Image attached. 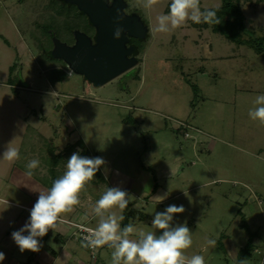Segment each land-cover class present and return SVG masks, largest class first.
<instances>
[{"label": "rangeland", "instance_id": "1", "mask_svg": "<svg viewBox=\"0 0 264 264\" xmlns=\"http://www.w3.org/2000/svg\"><path fill=\"white\" fill-rule=\"evenodd\" d=\"M123 1L124 11L138 15L146 33L132 38L137 62L97 85L59 58L45 56L52 37H71L59 13L67 9L61 0H0V200H8V210L16 207L14 201L19 212H29L37 191L45 190L35 177L48 178L45 160L63 155L66 144L80 138L89 157L105 160L101 172L107 179L95 177L86 186L73 218L61 214L68 245L84 252V264L91 257L96 264H111L112 249H82L74 225L96 226L95 219L85 223L79 216H90L92 196L102 194L106 183L129 194V221L137 229L131 238L153 230L156 211L182 204L185 212L174 219L192 231L187 256L203 255L206 264H264V126L248 116L253 99L264 94V57L191 21L170 33L154 32L155 17L167 14L170 0L150 9L138 0ZM219 3L200 0L201 8ZM71 5L68 20L77 14ZM241 11L247 30L261 35L264 0H248ZM50 67L59 80L47 78ZM24 137L19 164L40 161L31 178L2 158L6 147H18ZM65 164L58 167L63 172ZM143 175L150 177L147 190L139 189ZM128 177L135 182L129 185ZM152 192L168 195L156 204ZM112 211L119 214L118 208ZM5 225L0 212V232ZM208 238L217 239L214 248ZM41 243L48 251L58 246L49 232ZM8 245L5 237L0 240V249ZM6 250L19 262L31 254L21 253L15 243ZM67 264H75L73 258Z\"/></svg>", "mask_w": 264, "mask_h": 264}, {"label": "clouds", "instance_id": "2", "mask_svg": "<svg viewBox=\"0 0 264 264\" xmlns=\"http://www.w3.org/2000/svg\"><path fill=\"white\" fill-rule=\"evenodd\" d=\"M111 3V0H108ZM140 6L152 8L159 0H138ZM222 3L201 8L200 0H170L167 14L161 13L155 17L156 33H170L182 28L189 21L195 24L217 25L221 23L217 13ZM122 18L118 16V19ZM122 28L117 27L114 38L119 39ZM249 118L264 126V94L257 95L248 110ZM61 142L59 143V145ZM2 158L10 163L20 159L19 147H6ZM105 160L100 157H89L73 152L66 160L62 175L52 180L46 190H39L35 203L29 210V216L24 225L11 233V238L21 253L25 250L39 252L42 247L41 238L49 230H55L62 223L61 214L72 213L80 204V195L86 186L92 182L96 173L105 166ZM40 166L38 159H32L25 165V176L31 178L34 170ZM168 195V194H167ZM164 195L154 196L156 204L162 203ZM127 190L119 186L107 187L99 199L91 206L90 217L96 220L94 228L87 229L82 238L81 246L86 249L99 250L107 247L111 251V264H206L200 254L190 257L185 251L192 246V231L186 222H177L176 214L185 212L184 206L169 204L163 211H156L151 219L152 231H139L137 238L131 236L137 233L132 223L122 226L125 217L123 211L129 204ZM6 207L10 205L7 199L0 200ZM118 208L119 214L113 209ZM26 233V234H25ZM207 244L215 247L217 239L208 238ZM5 254L0 252V261Z\"/></svg>", "mask_w": 264, "mask_h": 264}, {"label": "water", "instance_id": "3", "mask_svg": "<svg viewBox=\"0 0 264 264\" xmlns=\"http://www.w3.org/2000/svg\"><path fill=\"white\" fill-rule=\"evenodd\" d=\"M75 5L95 28L92 39L84 32L74 31V42L66 45L53 37L51 53L61 58L75 72L100 85L133 66L137 59L131 55L133 46H126L128 36L142 38L146 26L136 14L122 12L123 0H61ZM122 17V18H119ZM117 27L123 29L119 39L114 38Z\"/></svg>", "mask_w": 264, "mask_h": 264}, {"label": "trees", "instance_id": "4", "mask_svg": "<svg viewBox=\"0 0 264 264\" xmlns=\"http://www.w3.org/2000/svg\"><path fill=\"white\" fill-rule=\"evenodd\" d=\"M246 1L248 0H221L222 7L217 13L218 17L221 20V23L217 25H208L204 23L196 24V25L200 27H207L212 32L218 33L222 35L225 39L231 42H234L236 44H246L250 46L255 52L261 54L264 57V32L261 35H254L253 33H251V31H248L244 25V20H243L244 17L241 11V4H243ZM62 4H65L67 7V9L64 8L63 10L61 9L59 11L61 15L62 14L65 15L66 17L65 20L68 21L67 22L68 24H65L66 26L64 25L66 27V30L71 32V30H73L72 28L77 27L78 29L82 31L84 30L89 31V29H86V26L87 28L90 26L87 22V18L85 14L81 11H77L78 9H76L77 14L74 17H72L71 20H68L67 18L70 15V10H69L70 8L68 9V7H71L72 5L69 3L66 4L64 2H62ZM48 19L52 20L50 16H47L46 20L48 21ZM90 31L92 32V29ZM243 34H246V36L244 37ZM69 40L72 41V35ZM59 60L63 61L61 58H59ZM51 69H56V68L50 67V70H47V72H49V73H46L47 78L51 82L59 80L61 77L56 78V77H53V75H51L50 73ZM12 70H13V66H9L8 68L9 74ZM31 131H33L32 128H31ZM26 140H27L26 137H24V139L22 138L18 146L20 149V156H21L22 148L24 147V144L27 142ZM75 146H80L81 148L79 150L80 155L89 156V153L87 149L85 148L83 141L80 138H78L76 141L72 142L71 144H66L63 155L50 154L51 157L45 160V163L47 166L46 172L48 174V178H47L48 180L45 177L39 178L38 176H35L36 179L41 181V183L46 189L51 186L52 180L58 178L60 175L63 174V170H60L58 167L63 165L68 159V157L71 155V153L75 151ZM19 163H20V160H17L14 163V165L26 171V168ZM96 178H97L96 179L97 181L106 182V180L102 177L100 171L96 173ZM130 205L131 203H129L127 208L123 211V215L125 219L122 222V226L127 225L128 223H132L129 221V219L131 218V213L127 210L130 207ZM22 264H28V260H26Z\"/></svg>", "mask_w": 264, "mask_h": 264}, {"label": "crops", "instance_id": "5", "mask_svg": "<svg viewBox=\"0 0 264 264\" xmlns=\"http://www.w3.org/2000/svg\"><path fill=\"white\" fill-rule=\"evenodd\" d=\"M99 171H100L102 177L105 180H107L106 179V174H104L105 172H101L102 171L101 169ZM113 175L116 178L119 177V176H122V174L117 173V172H114ZM139 176H137V178ZM149 178L150 177L148 175H143L142 176V179L140 180V183H139V185L142 184L141 187L139 188L140 190L141 189H144V190L148 189ZM127 179H131L130 182H128V184L130 185L131 183L133 184L135 182L136 178L132 179V178L128 177ZM116 181H117V179H116ZM41 186H43V185H41ZM107 187L108 186H107V183H106V187H104V191L106 190ZM132 188H133V185H131V189ZM45 190H46V188H45ZM132 190L134 191L133 192L134 195L136 194V192H138L137 189H132ZM83 193H85V192H82V194ZM30 194L32 196L35 195L31 191H30ZM151 194H152V197L156 196L155 192H152ZM100 195H101V193L100 194H94L92 196L94 198V202L97 199H99ZM11 203L16 205V207L15 208L13 207V208H11L9 210L6 209L5 210L6 212L5 211L1 212L2 216H4L6 225H5V229L2 232H0V235L3 234L0 237V240L5 237V243H6V245H8V244L9 245L8 246H4L5 250L1 248L0 252H3L5 254V259L2 261L3 264H9V263H11V264H22L23 261L19 262L18 260L14 259V257L12 256L13 253H11L9 250H6V249H8L10 247V245L15 243L13 241V239L11 238V233L13 231H15V230H18L19 228H21L24 225V223L28 219L29 212H24V214H22V212H19L20 206H19V208L17 207L18 203L14 202V201L11 202ZM25 204H27V203H25ZM28 209L30 210V205H28ZM7 210H8V212H7ZM73 214H74V212H72V214L71 213H65L67 219L73 218L74 217V216H72ZM80 214H81L79 216L80 218L77 217V218H79V221H83V222L87 223V221L91 220V218H86V217H90V216H86V214H84L82 212ZM21 218H22L23 222L20 221ZM62 223H64V222H62ZM64 224H66V223H64ZM69 225H71V224H69ZM71 226H73V225H71ZM67 230H68L67 227L64 226L63 224H60V223L58 224L57 228L54 231L53 230H49V235L53 236L54 239L57 240V243H58L57 249L49 248L50 251H48V250H44L41 247V250L39 252H32L31 251V254L29 256H27L28 258L26 259V260H28V264H67L68 260H69V257L73 258L75 264H84V262L82 261V259L84 260V258H85L84 252L83 251H78L73 246L68 245V241H69L70 237L66 236V231ZM73 230L74 229L71 228L69 230V232L71 231L73 233ZM71 237H72V234H71ZM42 238H41V241H42ZM69 246L71 248H69ZM16 247H17V245H16ZM82 249H85L86 251H88V249H86V248L82 247ZM89 255L91 257V253ZM96 262H97V260L91 257V259L88 262V264H96Z\"/></svg>", "mask_w": 264, "mask_h": 264}, {"label": "flooded vegetation", "instance_id": "6", "mask_svg": "<svg viewBox=\"0 0 264 264\" xmlns=\"http://www.w3.org/2000/svg\"><path fill=\"white\" fill-rule=\"evenodd\" d=\"M63 2V1H62ZM64 3H66V2H64ZM124 6H125V2H124ZM124 6H123V8H122V12L123 13H125V14H135L134 12H125L124 11ZM76 9H78V8H76ZM77 11H81V10H77ZM82 12V11H81ZM86 16V15H85ZM86 18H87V16H86ZM87 22H88V24H89V26H90V28H92V33L91 34H89L88 32H87V30H84V31H82V30H80V29H73V30H71V35H72V41L71 40H69V39H65V41L64 40H60L59 39V41L60 42H63L64 44H66V45H71L73 42H74V31L75 30H79V31H82V32H84L86 35H88L91 39H92V41H93V36H94V33H95V28H94V26H92L91 24H90V22L88 21V18H87ZM53 38V37H52ZM132 36H128V41L126 42V46L127 45H129V44H131L132 46H133V49H132V53H131V55H134V56H136V53H137V49L138 48H136V44L132 41ZM52 40V39H51ZM53 43V42H52ZM52 48H53V45H52ZM52 48H50V49H48L47 51H45L44 53H45V56H47V57H53V55H52V53H51V50H52ZM43 55V54H42ZM44 56V55H43ZM56 58V57H55ZM58 58V57H57Z\"/></svg>", "mask_w": 264, "mask_h": 264}, {"label": "built area", "instance_id": "7", "mask_svg": "<svg viewBox=\"0 0 264 264\" xmlns=\"http://www.w3.org/2000/svg\"><path fill=\"white\" fill-rule=\"evenodd\" d=\"M75 228H76V232L77 235L79 236V238L82 240V238L87 234V229L91 228L83 223H75ZM89 251H94L92 249H88Z\"/></svg>", "mask_w": 264, "mask_h": 264}]
</instances>
